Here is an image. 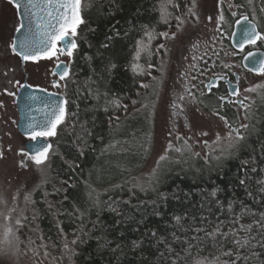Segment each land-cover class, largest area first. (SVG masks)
I'll use <instances>...</instances> for the list:
<instances>
[{"label": "trees", "instance_id": "trees-1", "mask_svg": "<svg viewBox=\"0 0 264 264\" xmlns=\"http://www.w3.org/2000/svg\"><path fill=\"white\" fill-rule=\"evenodd\" d=\"M91 2L83 11L79 48L63 81L68 116L56 139H50L49 178L35 192L19 225L23 257L38 251L65 258L68 264H193L194 258L217 257L220 264H264V228L257 225L264 223V192L259 191L264 185L256 183L264 179V104L258 127L229 156L206 162L186 151L180 161L184 165L173 162L147 188L137 187L134 176L151 147V132L143 117H123L146 94L139 86L148 80L160 33L178 24L190 0H172L176 7L168 6L167 18L161 15L167 0ZM225 17L229 23L230 16ZM107 36L113 39L106 41ZM105 42L109 48L102 47ZM137 42L146 46L139 58ZM122 126L126 132L118 135ZM123 152L130 153L128 161ZM245 169L252 177L247 187L238 179L245 177ZM176 215L181 225H176ZM236 217L239 221L233 223ZM221 221L220 232L229 235H217L214 241L206 233ZM241 225L252 228L240 230ZM161 238L173 249L171 254L158 243ZM235 239L248 243L238 247ZM65 241L72 251L65 250ZM190 245L186 255L183 249ZM227 251L233 255L222 254Z\"/></svg>", "mask_w": 264, "mask_h": 264}, {"label": "rangeland", "instance_id": "rangeland-1", "mask_svg": "<svg viewBox=\"0 0 264 264\" xmlns=\"http://www.w3.org/2000/svg\"><path fill=\"white\" fill-rule=\"evenodd\" d=\"M243 1L246 5L245 9L238 11L239 8H228V4H235V0H225L224 4L219 8L216 7V0H197V12L203 10L204 16L202 22L192 23L191 18L186 14L183 16L185 23L178 30V24L175 27L169 26L164 32L176 34V39H165L157 46V56L155 61L148 66L147 82L139 86L143 94L146 93L139 107H130L124 114L123 120L133 117H143L149 124L151 132V147L145 158L140 171L134 176V184L139 188H147L153 178L161 171H167L173 164H178L185 157L188 151L193 157L203 161L224 158L235 151L242 145L248 135L255 130L260 124L259 115L264 104V87L257 88L254 92H245V88H252L254 85H264V76L250 75L244 72L240 66V59L237 55H233L229 47L225 45L231 34V27L236 17H232L231 12L236 11L237 16L246 12L253 14L252 4L249 5L247 0ZM91 7V0H84ZM254 4V3H253ZM11 6L5 4L0 13L10 16L11 12L7 9ZM228 14L230 21L223 23L222 28L224 37L220 38L218 32L215 31V23L209 22L208 15H213L214 19L218 17L220 11ZM14 11V9L12 10ZM240 12V13H239ZM227 21V20H226ZM160 33V34H161ZM160 45H165L160 48ZM196 45V47H193ZM0 49V55H2ZM195 57V59L193 58ZM18 57L4 58L0 60V84L7 87L10 91L15 92L16 87L6 83L9 77L15 75L16 78L24 77L21 82L28 83L32 86H39L47 89L48 92L57 93L63 97L64 82L58 81L53 75V69L57 63L53 60H41L38 63L28 62L25 66L21 63L18 71L9 72L8 76H4L6 71L4 64H15ZM60 62L70 63L69 57L60 56ZM235 65L234 67H225V65ZM26 68V70H25ZM221 71L231 73H239L240 77V98L244 102V106L238 109L236 117L229 118V125L232 128H240L241 135L245 137L242 141H237L235 135L231 139L228 138L230 128L225 125L224 120L219 115H213L214 112L203 110L198 106V101L203 97V85L211 78L212 74ZM58 81L60 87H53L52 82ZM187 90V91H186ZM187 92H191L192 96H188ZM184 95L185 100L181 101L177 97ZM16 97L7 95L3 88H0V102L4 107H0V199L6 202L0 204V213L8 212L13 218L5 220L0 216V225L8 224L14 231V243L18 246V252L9 251L8 254L0 252V264H68L67 259H57L55 256L49 257L47 254H40L38 251L28 256L26 259L22 255V248H19L17 233L19 225L15 223L16 218L22 220L23 214L29 207L32 197L37 189L46 183L49 178L48 161L36 166L27 157L20 155L21 150H25V144L30 142L27 138L22 137L17 132V112L15 109ZM146 99V100H145ZM175 100L180 105L179 108H173L172 103ZM241 125H247V128H241ZM134 132L132 128L129 130ZM171 131L172 136L169 137ZM208 132L209 135L202 136L201 132ZM126 132L124 126L118 130V135ZM132 133L130 136H132ZM217 134L221 140H216ZM179 135L182 139L177 142L175 137ZM188 137L187 146L184 141ZM56 139L55 137H51ZM169 140H172L175 147H182L184 151L176 152L174 150L165 153V148ZM204 141H208L206 145ZM54 144V141L52 142ZM229 144L233 147L229 148ZM125 151V150H123ZM199 155H196V154ZM125 159H130V153L123 152ZM160 155H166L167 158L157 164ZM23 161L27 167H20ZM175 162V163H173ZM184 165V163H180ZM25 196H30V200H25ZM15 198V199H14ZM22 211L11 212V209ZM3 235V228L0 227V238ZM7 247V246H5ZM31 254V252H30Z\"/></svg>", "mask_w": 264, "mask_h": 264}, {"label": "snow or ice", "instance_id": "snow-or-ice-1", "mask_svg": "<svg viewBox=\"0 0 264 264\" xmlns=\"http://www.w3.org/2000/svg\"><path fill=\"white\" fill-rule=\"evenodd\" d=\"M225 0H216V7L219 8L223 5ZM247 3L251 5L253 0H247ZM5 0H0V9L4 7ZM6 4L11 6L7 9L8 12H11V15H5L0 13V49H2V55H0V60L4 58L18 57V60L15 64L7 63L4 64L3 75L8 76L9 72H17L18 66L23 63L25 66L28 62L38 63L41 60H55L57 61L55 69L53 70L54 75H59L61 80H64L69 76V69L67 66L60 62V56L66 55L71 58L74 56V53L79 48L78 43V29L80 25L85 23L83 16V11L87 5L84 0H6ZM176 7L172 0H167V3L161 7V15L164 18H167L169 13L167 12L168 6ZM186 7V16L191 18V22L196 24L202 22L204 16L203 10L197 12L198 4L197 0H190V3H187ZM239 8L242 5H234L232 3L228 4V8ZM14 9V11H12ZM261 12H264V7H261ZM232 17L237 16L236 11L231 12ZM207 19L209 22L215 23V31L219 33L220 38L224 37V31L222 28L223 23L227 22L226 17L221 10L218 17L214 19L213 15H208ZM257 19L256 15L253 14L251 20L248 15L241 14L239 19L235 20V24L241 25L242 38L239 42L233 47L237 48L240 53L245 52V46L256 47L258 45H264V28L258 30V25L254 21ZM178 21V30L183 26L185 20L181 17H177ZM119 35V33H117ZM165 39H176V34L172 33L171 35L167 32L161 33ZM232 36H235L236 33L232 32ZM112 36H107L106 41H111ZM138 47L136 51L137 58L140 57L142 51L146 50V46L142 45L141 42H137ZM58 45H60L58 47ZM102 47L109 48L110 44L105 42L102 44ZM160 48H164L165 45H160ZM196 47V45H193ZM236 55V53H233ZM254 55L253 52L249 51L243 55V60L247 61L249 57ZM195 59V57H193ZM115 65H113L114 67ZM235 65H225V67H234ZM138 67V66H137ZM151 67V65H149ZM26 70V68H25ZM135 70V69H134ZM248 71L255 72L257 75L264 76V59L259 62V67H249ZM26 79L24 77L16 78L15 75L8 78L6 81L7 84L16 87V91H10L7 87H4L3 84H0V88H3L4 92L9 96L17 97L20 96V99L23 103V108L21 111L24 113V129L26 138L32 142L31 146V155L28 151L21 150L19 153L22 156L27 157L31 160L36 166H41L45 164L50 159V150L52 145L50 143H41V141H47L50 137H55L57 135L58 127L66 122L68 116L67 105L68 100L66 98H61L57 93L48 92L47 89L41 88L39 86H32L26 82L22 83L21 80ZM237 80L239 77L237 76ZM215 82H209L206 87L211 90V87L214 86ZM58 83H53V87H60ZM66 87V85H64ZM142 87H148V85H141ZM264 87V85H254L252 88H245V92H254L257 88ZM28 92L21 95V90H29ZM187 91V90H186ZM41 93V95H36L34 93ZM238 90L229 93L231 96L238 95ZM188 96H192L191 92H187ZM179 100H185L184 95H178ZM221 103H223L226 98H219ZM15 102V101H14ZM231 103H237L236 101H230ZM135 103V101H133ZM242 103V102H240ZM0 107H4L3 103L0 102ZM173 108H179L180 105L175 102L172 103ZM213 115H219L218 112H214ZM221 120H224L225 125L230 128L228 133V138L231 139L233 135L237 141H242L245 139L241 135L240 128H232L227 119L223 116L220 117ZM241 128H247V125H241ZM200 135L207 136L208 132H201ZM172 136L171 131L169 132V137ZM182 138L177 135L175 140L179 142ZM192 137H188L184 141V145L187 146L188 140H191ZM221 140L219 134L216 136V140L213 143H217ZM207 145L208 141H204ZM229 148L233 145L229 144ZM174 150L176 152L184 151L182 147H175L172 140H169L167 147L165 148V153ZM83 154V153H81ZM196 155H199L198 153ZM3 157V154L0 153V158ZM166 155H160L157 160L159 165L161 161L166 160ZM247 164V161L245 162ZM20 167H27V165L21 161ZM253 173L257 171L256 167L251 169ZM239 183L242 186L247 187V181L251 180L252 177L248 176L247 170L245 169V177L239 178ZM256 183L259 185H264V179H257ZM259 191L264 192V187H261ZM213 197L216 196V191L213 190L211 193ZM251 195V192H249ZM15 199V198H14ZM25 200H30V196H25ZM0 204H5L6 202L3 199H0ZM232 210V204L229 203V211ZM22 210H17L15 208L11 209V212H17ZM77 212H80V209H76ZM72 215V213H69ZM80 215L83 216L84 213L80 212ZM0 216H3L5 220H10L13 217L8 213H0ZM262 221H264V214H261ZM176 225H181V217L176 215L173 217ZM239 217H236L233 220V223H237ZM15 223L17 225L21 224V220L16 218ZM220 224L216 226V229L211 233H206L207 236L211 237L214 241L217 238V235L227 237L228 233L220 232ZM257 225L261 228H264V223L257 221ZM3 228V235L0 238V252L8 254L9 251L18 252V246L14 243V231L7 223L0 225ZM252 225L244 226L241 225L240 230L250 231ZM83 231V226L80 229ZM197 232L204 231V229H196ZM231 231L233 237L237 235L236 231ZM63 234V233H62ZM152 236H156V232H152ZM198 239V237H194ZM79 237L73 239L70 243L72 245L77 244ZM134 245L136 242H133ZM158 243H164L167 247L169 254L172 253L173 249L170 246H167V242L164 238H161ZM234 243L238 247H244L248 241L244 240L243 242L239 239H235ZM7 246V247H5ZM64 248L66 251H72L69 248V242L65 241ZM189 249H183L186 255L190 254ZM224 256L231 257L233 255L232 251H227L222 253ZM163 255V254H162ZM172 264H176V260L172 261ZM193 264H220L219 257L214 260H207L194 258ZM231 264H235V261H232Z\"/></svg>", "mask_w": 264, "mask_h": 264}, {"label": "flooded vegetation", "instance_id": "flooded-vegetation-1", "mask_svg": "<svg viewBox=\"0 0 264 264\" xmlns=\"http://www.w3.org/2000/svg\"><path fill=\"white\" fill-rule=\"evenodd\" d=\"M234 3L236 4V1ZM237 5H242V7H239L238 11H241L242 9L246 8V5H244V4H238L237 3ZM251 7H252V12H254L253 14H255L257 17V19L254 22L257 23L258 30L261 28H264V12L260 11L261 7H264V0H255V3L252 4ZM243 14L248 15L250 20H251V17L253 15V14L252 15L247 14L246 12H243ZM240 15L236 16V19H239ZM225 16H226V14H225ZM234 24H235V21L233 22L231 29H233ZM231 32H232V30H231ZM229 38H230V36H229ZM229 38L227 39V42L225 43V45L227 47H229L232 51H234L230 46ZM249 51L264 54V45H258L256 47H253V46L247 47V48H245L244 53H237L234 51V53H236V55L240 59V66H241V62L243 60V55H245ZM63 57H66V55H64ZM65 65L69 68L68 64H65ZM54 69H55V67H54ZM241 69L244 72L254 76V74L250 73L249 71L244 70L242 68V66H241ZM237 76L239 77V80H237ZM54 77L57 78V76H55V75H54ZM240 77H241V75H239V73H231L228 71H221V72H218L216 74H212L211 78H209L206 81V83H204V85H203V97L200 101H198V106L201 107L203 110L218 112L220 117L221 116L225 117L227 119V121L229 122L231 120V119L229 120V118L236 117L238 114V109H240L244 106V102L241 100V98L239 96V94H240ZM64 80L58 79V81H61V82H63ZM58 81H53L52 84L56 83ZM209 82H215L214 86L211 87V90H209V88L206 87V85H208ZM236 90H238V92H239L238 95H236V96L229 95V93L236 91ZM222 96L226 98V100L223 103H221V101L219 99ZM230 101H236L237 103H231ZM240 102H242V103H240Z\"/></svg>", "mask_w": 264, "mask_h": 264}, {"label": "water", "instance_id": "water-1", "mask_svg": "<svg viewBox=\"0 0 264 264\" xmlns=\"http://www.w3.org/2000/svg\"><path fill=\"white\" fill-rule=\"evenodd\" d=\"M81 26V25H80ZM241 28L242 26L241 25H237V24H234L233 25V29H232V32H235L236 35L235 36H232L230 34V38H229V42H230V46L231 48L237 52V53H240L239 50L235 47H233V45L237 44L239 42V40L242 38V32H241ZM231 32V33H232ZM60 45H58L59 47ZM247 47H250V46H245V48ZM254 55L252 57H249V59L247 61L245 60H242L241 62V66L244 70L248 71V68L249 67H259V62L264 59V54L262 53H258V52H253ZM64 64V63H63ZM65 65V64H64ZM66 66V65H65ZM69 69V68H68ZM250 72V71H249ZM254 75H256L255 72H250ZM54 75V74H53ZM57 76V78L59 80L60 77L59 75H55ZM30 91L29 90H21V95H23L24 93ZM36 95H41V93H34ZM59 97L63 98L62 96L59 95ZM23 108V103L20 99V96H17L16 99H15V109H16V112H17V117H18V121H17V125H16V128H17V132L24 138H26L24 132H25V129H24V124L26 123L25 120H24V113L21 111V109ZM60 127V126H59ZM58 127V128H59ZM41 143H50L51 144V141L50 139H48L47 141H41ZM31 146H32V142H27L25 144V151H28L29 152V155H31Z\"/></svg>", "mask_w": 264, "mask_h": 264}, {"label": "bare ground", "instance_id": "bare-ground-1", "mask_svg": "<svg viewBox=\"0 0 264 264\" xmlns=\"http://www.w3.org/2000/svg\"><path fill=\"white\" fill-rule=\"evenodd\" d=\"M257 75V74H256Z\"/></svg>", "mask_w": 264, "mask_h": 264}]
</instances>
